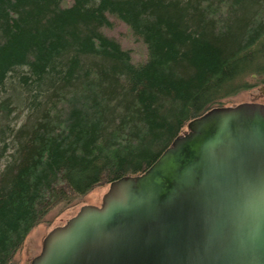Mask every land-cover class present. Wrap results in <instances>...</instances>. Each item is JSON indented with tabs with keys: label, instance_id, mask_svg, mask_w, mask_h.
I'll use <instances>...</instances> for the list:
<instances>
[{
	"label": "trees",
	"instance_id": "16d2710c",
	"mask_svg": "<svg viewBox=\"0 0 264 264\" xmlns=\"http://www.w3.org/2000/svg\"><path fill=\"white\" fill-rule=\"evenodd\" d=\"M126 25L146 60L107 34ZM264 79V0H0V264L57 207L145 173Z\"/></svg>",
	"mask_w": 264,
	"mask_h": 264
},
{
	"label": "water",
	"instance_id": "95a60500",
	"mask_svg": "<svg viewBox=\"0 0 264 264\" xmlns=\"http://www.w3.org/2000/svg\"><path fill=\"white\" fill-rule=\"evenodd\" d=\"M31 264H264V105L216 107L109 186Z\"/></svg>",
	"mask_w": 264,
	"mask_h": 264
},
{
	"label": "rangeland",
	"instance_id": "374dc122",
	"mask_svg": "<svg viewBox=\"0 0 264 264\" xmlns=\"http://www.w3.org/2000/svg\"><path fill=\"white\" fill-rule=\"evenodd\" d=\"M107 34L116 38L123 47L132 50L134 61L142 63L146 60V48L133 37L130 29L120 22H115L113 29ZM253 87L243 91L235 97L226 99L224 107H233L242 103H264V79H249ZM187 131L185 127L184 132ZM183 132V133H184ZM182 133V134H183ZM109 191V184L96 187L85 197L78 199L66 209L57 207L52 210L27 236L22 248L14 257V264H31V262L41 254L43 241L46 236L57 227L64 226L70 219L75 217L80 208L84 205L100 207L105 194Z\"/></svg>",
	"mask_w": 264,
	"mask_h": 264
},
{
	"label": "flooded vegetation",
	"instance_id": "af4514ba",
	"mask_svg": "<svg viewBox=\"0 0 264 264\" xmlns=\"http://www.w3.org/2000/svg\"><path fill=\"white\" fill-rule=\"evenodd\" d=\"M264 105V103H262Z\"/></svg>",
	"mask_w": 264,
	"mask_h": 264
}]
</instances>
